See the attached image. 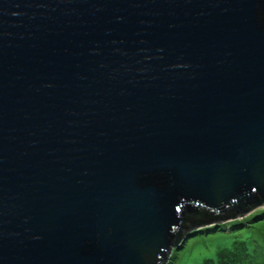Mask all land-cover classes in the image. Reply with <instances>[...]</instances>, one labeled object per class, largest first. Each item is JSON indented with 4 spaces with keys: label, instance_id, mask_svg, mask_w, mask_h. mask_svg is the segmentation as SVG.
<instances>
[{
    "label": "water",
    "instance_id": "95a60500",
    "mask_svg": "<svg viewBox=\"0 0 264 264\" xmlns=\"http://www.w3.org/2000/svg\"><path fill=\"white\" fill-rule=\"evenodd\" d=\"M264 204V0H0V264H165Z\"/></svg>",
    "mask_w": 264,
    "mask_h": 264
},
{
    "label": "rangeland",
    "instance_id": "374dc122",
    "mask_svg": "<svg viewBox=\"0 0 264 264\" xmlns=\"http://www.w3.org/2000/svg\"><path fill=\"white\" fill-rule=\"evenodd\" d=\"M262 208H264V204L258 205L248 213L242 216H236L234 219L238 221L244 216ZM233 221L234 220L223 222L226 224V227L218 225L217 231H198L204 230L209 226H215V224H209L195 228L196 232L194 233H191L192 230L186 232L178 242L179 244H176V246L178 245L179 247L171 248L173 254L170 255L169 253L166 264H200L205 258H213L214 252L218 248H228L233 239L241 237L243 230L232 229V224H234ZM257 226L260 228V225L257 224ZM257 226H255L256 230L247 231L245 237L248 238L251 234L252 237H260Z\"/></svg>",
    "mask_w": 264,
    "mask_h": 264
},
{
    "label": "trees",
    "instance_id": "16d2710c",
    "mask_svg": "<svg viewBox=\"0 0 264 264\" xmlns=\"http://www.w3.org/2000/svg\"><path fill=\"white\" fill-rule=\"evenodd\" d=\"M228 220H234L232 229L243 230L241 237L233 239L228 248H218L214 252L213 258H205L200 264H264V208L244 216L238 221L236 219ZM218 223L198 231H217L218 225L226 227L223 222ZM257 224L260 225V228ZM255 226L260 232V237H252V234L248 238L245 237L247 231L256 230ZM192 232H196V229H193ZM177 247L179 246L177 245ZM171 254H173L172 251Z\"/></svg>",
    "mask_w": 264,
    "mask_h": 264
},
{
    "label": "clouds",
    "instance_id": "9594fccd",
    "mask_svg": "<svg viewBox=\"0 0 264 264\" xmlns=\"http://www.w3.org/2000/svg\"><path fill=\"white\" fill-rule=\"evenodd\" d=\"M227 221H229V220H227ZM222 222H224V221H222Z\"/></svg>",
    "mask_w": 264,
    "mask_h": 264
}]
</instances>
